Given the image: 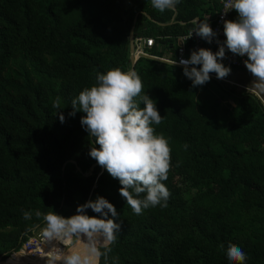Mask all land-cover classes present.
Wrapping results in <instances>:
<instances>
[{"label":"trees","instance_id":"1","mask_svg":"<svg viewBox=\"0 0 264 264\" xmlns=\"http://www.w3.org/2000/svg\"><path fill=\"white\" fill-rule=\"evenodd\" d=\"M204 1L179 0L175 11L161 13L151 0H0L1 262L32 230L44 229L45 214L70 217L103 196L120 229L97 264H229V244L246 253L245 264H264V105L254 94L211 78L234 107L217 99L206 106L205 84L193 87L183 70L135 62L163 117L153 127L169 139L172 165L162 181L171 193L167 207L141 215L120 195L119 180L89 156L99 145L81 126L84 113L68 115L98 73L130 70L132 28L134 38L154 39L151 53L161 45L174 52ZM65 246L66 253L84 248L75 239ZM3 264H20L18 255Z\"/></svg>","mask_w":264,"mask_h":264},{"label":"clouds","instance_id":"2","mask_svg":"<svg viewBox=\"0 0 264 264\" xmlns=\"http://www.w3.org/2000/svg\"><path fill=\"white\" fill-rule=\"evenodd\" d=\"M178 3L179 0H151L153 8L161 13L175 11ZM225 7V12L235 10L238 14L235 20H224L225 40L223 43L217 40L219 49L215 53L199 48L191 52L190 58L180 59L183 74L192 81L193 87L209 82L210 73H215L217 79L226 78L231 68L221 61L226 57L227 49L234 55L247 57L244 64L253 76L247 91L264 93V0H228ZM195 23L197 26L187 39L195 33L212 43L217 33L207 20ZM170 63L176 66L177 60ZM141 104L144 106L140 107ZM53 107L58 109L59 102H55ZM71 108L68 113L71 117L77 112L84 113L80 118L81 126L94 138V144L99 145L90 148L89 156L119 180V193L134 214L141 215L144 210L156 206L167 207L171 193L162 181L168 179L172 166L171 147L168 138L155 133L153 125H160L163 117L156 102L143 92L140 77L134 71L124 72L119 68L98 73L96 84L84 88L73 98ZM54 115H59L61 123L65 122L62 112ZM182 147L186 150L188 145ZM87 209L99 215L89 216ZM36 215L40 216V213ZM117 215L115 206L103 196H98L79 205L76 214L70 217L53 211L45 214L46 226L42 235L45 242L56 240L66 245L75 239L84 244L82 251L67 253L54 247L55 260L60 264H97L101 256L107 260L111 250L107 246L116 241L120 229V224L114 219ZM23 216L29 219L30 213L24 212ZM82 236L85 239L82 240ZM98 244L106 250L101 252ZM226 256L229 264H245L247 259L246 253L233 244H229Z\"/></svg>","mask_w":264,"mask_h":264},{"label":"built area","instance_id":"3","mask_svg":"<svg viewBox=\"0 0 264 264\" xmlns=\"http://www.w3.org/2000/svg\"><path fill=\"white\" fill-rule=\"evenodd\" d=\"M218 2V9L215 12V15L210 22V26L212 29L217 33L216 37L213 38L212 43H208L206 40L201 39L200 37L196 36L195 33L193 36L189 39L188 35L189 33L195 29H191L186 34L178 36L174 41V52H171L167 50L166 46L162 45L159 47V51H165V56H160L157 54L151 53V50L155 48V41L152 37L148 38H134L133 39V57L135 61H137L139 58H146L155 60L157 62L173 66L170 61L176 59L177 65L173 66L178 69L183 70V66L179 64L180 59H188L190 58L191 52L193 50H198L199 48H207L213 51L214 53L218 51L219 44L217 43V40H219L221 43L225 40L224 36V20H230V17L234 10L225 12L226 10V4L228 0H216ZM247 59L246 56L241 57L239 55H234L230 51L226 49V57L221 61L226 67H230L231 69L235 70H241L250 73L245 64L244 60ZM192 65H189V68H191ZM200 67V66H196ZM251 74V73H250ZM210 77L215 80H220L216 78V75L213 73H210ZM226 84H229L230 86L237 87L243 91H246L250 94H254L259 100V95L256 92H253L251 90L247 91V88L237 85L234 83H230L228 81H224ZM231 106L234 107L233 103H230ZM43 229H34L31 231L30 235L27 236L26 240L22 243L20 249L17 251H12L10 256L3 261L6 262L8 259H14L16 255H20L22 257H28L29 259L33 260V262H24L20 264H38L36 262H41L44 258L50 259L51 255H48V249L51 248V254L53 255L56 250L53 249L55 246L58 247V249L66 248V246L56 240H52L51 242H45L44 237L42 235ZM53 249V250H52ZM0 261V264H3Z\"/></svg>","mask_w":264,"mask_h":264},{"label":"crops","instance_id":"4","mask_svg":"<svg viewBox=\"0 0 264 264\" xmlns=\"http://www.w3.org/2000/svg\"><path fill=\"white\" fill-rule=\"evenodd\" d=\"M218 8V2L216 0L214 1H210V0H205L204 3L201 5V8L198 10L197 12V16L191 21L194 24V28H196L197 24L195 22H199V21H206L210 24V22L212 21L216 10L215 9ZM238 14L236 13V11L234 10L230 20H235L237 19ZM162 46V45H161ZM173 47L174 43H173ZM160 52V51H158ZM215 74V73H213ZM216 75V74H215ZM253 80V76L252 74L245 72V71H241V70H235V69H231L230 74L223 79H220L218 81L226 84L224 81H228L230 83H234L237 85H241L245 88H247L250 84L251 81ZM229 88H232L233 86H230L229 84H226ZM235 88L236 91L241 90L237 87H233ZM257 93V92H256ZM259 95L260 101L262 102V104L264 105V93H257Z\"/></svg>","mask_w":264,"mask_h":264},{"label":"rangeland","instance_id":"5","mask_svg":"<svg viewBox=\"0 0 264 264\" xmlns=\"http://www.w3.org/2000/svg\"><path fill=\"white\" fill-rule=\"evenodd\" d=\"M157 55L165 56L166 53H165V51H161V52H158ZM203 91L205 92V96H206V99L203 102L206 106H209L211 101H214L215 99H217L219 102H221V104H224V103L230 104V103H233V101H234V98L232 97V95L227 93L225 91V88L222 85H220L219 83H217L213 80H210L209 82L205 83V88ZM224 127H226V126H224ZM72 241H74V239ZM47 254L51 255L50 259L44 258L41 262H36V263L47 264V261H48V264H53L54 261L56 263L55 253L53 255L51 254V248L48 249ZM18 261L20 263L33 262V260L29 259L28 257H22L20 255H18Z\"/></svg>","mask_w":264,"mask_h":264},{"label":"water","instance_id":"6","mask_svg":"<svg viewBox=\"0 0 264 264\" xmlns=\"http://www.w3.org/2000/svg\"><path fill=\"white\" fill-rule=\"evenodd\" d=\"M136 17H137V15H135V17H134V23L136 21ZM133 39H134V37H133V28H132L130 33H129V59H130V62H131V68H130V70L128 72L134 71L133 70L134 69V64L136 62L134 57H133ZM77 170H79V169L77 168ZM88 175H90V173ZM99 247H102V246H99Z\"/></svg>","mask_w":264,"mask_h":264}]
</instances>
